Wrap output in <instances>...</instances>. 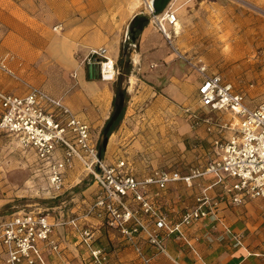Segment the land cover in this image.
<instances>
[{"label":"rangeland","instance_id":"374dc122","mask_svg":"<svg viewBox=\"0 0 264 264\" xmlns=\"http://www.w3.org/2000/svg\"><path fill=\"white\" fill-rule=\"evenodd\" d=\"M71 2L0 0V62L5 66L0 67L1 91L23 94L35 86L59 97L67 87L79 86L69 61L85 66L81 62L85 55L71 48L70 32L61 42H54L63 31L61 20ZM84 2L74 0L73 7ZM140 2L144 9L145 0ZM169 7L175 11L177 22L171 41H167L171 58L162 72V83L181 85L177 90L180 97L160 94V87L146 80L141 71L133 72L132 65L129 73H122L117 59L109 55L118 73L111 81L98 77V88L104 87L108 95L99 93L92 105L93 121L86 122L91 141L106 164L125 159L140 175L153 167L184 172L214 158L212 134L203 125L192 127L189 111L226 124L222 131L225 137L232 132L229 127L238 122L230 111L199 108L195 88L198 74L186 59H202L209 72L221 75L244 93L249 108L264 100V0H171ZM127 38L124 30L121 44H126ZM132 54L134 45L129 48L130 60ZM114 73L111 68L105 80ZM120 95L124 98L122 110L109 129L106 148H102L104 127ZM197 148L206 153L202 163L196 162ZM34 167L33 150L23 147L12 135L0 134V222L20 211L66 217L78 202L89 200L96 191L79 159L66 175L65 190L57 197L40 187L43 181L33 175ZM200 182L209 183L207 177ZM248 203L264 230V198L249 199ZM2 255L0 251L4 264Z\"/></svg>","mask_w":264,"mask_h":264},{"label":"built area","instance_id":"2783aa9c","mask_svg":"<svg viewBox=\"0 0 264 264\" xmlns=\"http://www.w3.org/2000/svg\"><path fill=\"white\" fill-rule=\"evenodd\" d=\"M144 9L149 22L170 42L176 29L175 11L168 4L161 13L154 14L150 2L145 3ZM186 61L198 74L199 108L230 111L238 122L229 127L232 132L225 137L222 131L226 124L202 116L199 111H189L191 126L203 125L212 134L215 156L192 167L185 175L157 167L139 175L125 159L106 164L91 141L87 123L59 98L35 86L23 94L0 90V134L12 135L23 147L34 151L33 175L43 181L40 187L51 197H57L65 190L66 175L75 169L77 159L96 187L93 197L82 199L66 217H54L43 211H20L5 217L0 222L4 264H47L46 255L61 252L53 233L55 227L62 226L73 230L74 243L84 251L83 264L109 262L107 248L95 243L100 226L116 230L143 264H150L153 256L166 252L165 238L183 241L201 259L186 238V227L216 215L221 204L240 206L249 199L264 198V100L249 108L244 93L221 75L209 72L202 59ZM81 62L88 67L98 65L101 80L102 65L110 62L115 73L104 81L113 80L118 73L104 46L89 49ZM0 67L5 68L2 62ZM204 177L210 179L209 183L194 197L193 206L182 211L177 219L161 208V191L170 183L183 182L191 187L193 181ZM207 190H214V194ZM92 218L99 220V225L92 223ZM225 232L231 235L234 245L242 244L241 235L229 228ZM140 241L153 249L151 255L144 254Z\"/></svg>","mask_w":264,"mask_h":264},{"label":"crops","instance_id":"0c3cea01","mask_svg":"<svg viewBox=\"0 0 264 264\" xmlns=\"http://www.w3.org/2000/svg\"><path fill=\"white\" fill-rule=\"evenodd\" d=\"M70 1L72 2L67 5L68 9L64 14L65 19L61 20L60 30L63 31L54 37V42H61L70 32L68 38L71 39V48L79 50L82 55H86L91 48L104 46L113 59H118L124 30L128 34L132 25L141 24L142 18L147 17L140 0H86L83 4L77 3L80 5L78 7H73L74 0ZM73 15L76 16L71 18ZM58 26L53 29L57 30ZM169 51L167 40L147 17L139 31L130 64L133 72L136 69L141 71L146 80L158 85L160 94H175L180 97L177 90L181 85L162 83L165 79L162 72L171 58ZM69 63V68L75 70L79 86L67 87L65 92H60L59 95L62 96L55 97L60 98L80 119L92 122V105L97 102L99 93L107 96L108 92L104 87L98 88L101 82L93 67L78 65L74 60ZM111 68L110 62L102 66L103 80ZM197 149L196 162L202 163L206 160V153L201 148ZM175 170L181 175L189 172ZM207 179L210 181L208 177ZM200 181L201 179L193 181L191 187L183 182L170 183L161 191V208L169 212L173 219H177L182 211L193 206L194 197L204 190L206 183ZM207 192L214 194V190ZM91 220L96 225L100 223L96 218ZM259 224L256 210L251 203L245 202L240 206L221 204L216 215L203 218L185 228L186 238L201 259L183 241L165 238L166 252L153 256L150 264H202V261L207 264H264V230L259 228ZM225 228L242 236L240 246L233 244L231 235L225 232ZM53 236L60 242L61 252L59 255H46L47 264H63L68 261L83 264L84 251L80 245L74 243L75 237L70 227H55ZM95 243L109 251L108 264H143L133 247L114 229L100 226ZM140 245L144 254H152L153 249L148 244L140 241ZM0 264H3L1 260Z\"/></svg>","mask_w":264,"mask_h":264},{"label":"water","instance_id":"95a60500","mask_svg":"<svg viewBox=\"0 0 264 264\" xmlns=\"http://www.w3.org/2000/svg\"><path fill=\"white\" fill-rule=\"evenodd\" d=\"M171 0H152L151 4L154 9V14H159L161 13L170 3ZM93 67L94 71H96L97 77H99V66H91ZM123 95L119 96V100L115 105L114 111L109 117L108 121L106 122V125L103 130V140H102V148H106L107 142H108V132L112 124L115 122L117 119L118 115L120 114L122 107H123Z\"/></svg>","mask_w":264,"mask_h":264},{"label":"trees","instance_id":"16d2710c","mask_svg":"<svg viewBox=\"0 0 264 264\" xmlns=\"http://www.w3.org/2000/svg\"><path fill=\"white\" fill-rule=\"evenodd\" d=\"M146 21H147V17H143L141 24L132 25L128 32V38L126 40V44H122L121 46L117 63L120 69L122 70V73L123 72L129 73L131 69V64L129 59V48L131 47V45L133 46L137 43L139 31Z\"/></svg>","mask_w":264,"mask_h":264},{"label":"bare ground","instance_id":"6f19581e","mask_svg":"<svg viewBox=\"0 0 264 264\" xmlns=\"http://www.w3.org/2000/svg\"><path fill=\"white\" fill-rule=\"evenodd\" d=\"M151 1H152V0H145V3H147V2H150V3H151ZM108 63H109V62H108ZM103 65H104V64H103ZM103 65H102V66H103ZM112 69H113V68H112ZM113 71H114V69H113Z\"/></svg>","mask_w":264,"mask_h":264}]
</instances>
